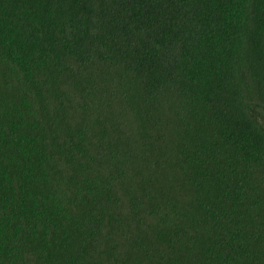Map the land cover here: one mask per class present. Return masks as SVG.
<instances>
[{
  "label": "trees",
  "instance_id": "obj_1",
  "mask_svg": "<svg viewBox=\"0 0 264 264\" xmlns=\"http://www.w3.org/2000/svg\"><path fill=\"white\" fill-rule=\"evenodd\" d=\"M0 264H264V0H0Z\"/></svg>",
  "mask_w": 264,
  "mask_h": 264
}]
</instances>
